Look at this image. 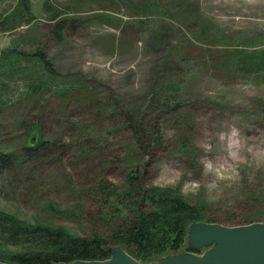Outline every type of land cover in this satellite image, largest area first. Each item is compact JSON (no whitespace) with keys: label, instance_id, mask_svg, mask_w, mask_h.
Returning <instances> with one entry per match:
<instances>
[{"label":"rangeland","instance_id":"1","mask_svg":"<svg viewBox=\"0 0 264 264\" xmlns=\"http://www.w3.org/2000/svg\"><path fill=\"white\" fill-rule=\"evenodd\" d=\"M263 50L264 0H0V151L16 154L0 210L111 238L123 221L91 190L125 184L138 165L151 187L199 207L201 222L264 223ZM126 116L158 129L162 146L136 145ZM34 136L54 146L26 158ZM118 247L150 264L211 246L187 235L146 260L108 245Z\"/></svg>","mask_w":264,"mask_h":264},{"label":"trees","instance_id":"2","mask_svg":"<svg viewBox=\"0 0 264 264\" xmlns=\"http://www.w3.org/2000/svg\"><path fill=\"white\" fill-rule=\"evenodd\" d=\"M14 25L12 23L10 27ZM262 53L264 55V50ZM37 56L49 67L50 63L42 52ZM39 87L38 84L33 86V91ZM95 111L107 118L119 115L108 105L98 104ZM126 119L122 130L132 131L136 145L144 146L148 151L155 145L162 146L158 129L147 127L144 120L136 123L130 116ZM36 127L33 130L38 133ZM36 137L23 148L28 153L26 158L38 156L41 150L54 146L43 140L37 142ZM15 158L14 153L0 151V176L13 170ZM147 175L137 165L129 170L125 184L117 187L100 181L92 188L91 194H96L99 199L105 198L101 213L108 217L117 216L123 221L111 238L98 232L93 236H74L43 224L30 226L15 221L0 210V245L24 247L0 254V261L10 264H71L78 260H108L114 250L108 248L112 243L123 244L135 253L136 258L143 260L168 249L179 248L189 235L191 226L203 221L202 210L191 205L178 191L151 187L147 184Z\"/></svg>","mask_w":264,"mask_h":264},{"label":"water","instance_id":"3","mask_svg":"<svg viewBox=\"0 0 264 264\" xmlns=\"http://www.w3.org/2000/svg\"><path fill=\"white\" fill-rule=\"evenodd\" d=\"M189 240L196 249L211 247L202 256L165 257L150 264H264V223L226 227L197 222L189 230ZM112 252L108 260H78L71 264H138L123 248Z\"/></svg>","mask_w":264,"mask_h":264}]
</instances>
